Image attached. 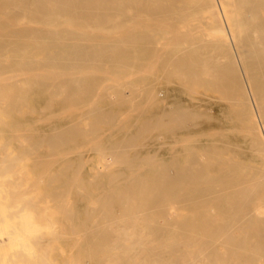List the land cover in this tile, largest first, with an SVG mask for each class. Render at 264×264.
Listing matches in <instances>:
<instances>
[{
    "label": "bare ground",
    "instance_id": "6f19581e",
    "mask_svg": "<svg viewBox=\"0 0 264 264\" xmlns=\"http://www.w3.org/2000/svg\"><path fill=\"white\" fill-rule=\"evenodd\" d=\"M0 264H264V0H0Z\"/></svg>",
    "mask_w": 264,
    "mask_h": 264
},
{
    "label": "rangeland",
    "instance_id": "374dc122",
    "mask_svg": "<svg viewBox=\"0 0 264 264\" xmlns=\"http://www.w3.org/2000/svg\"><path fill=\"white\" fill-rule=\"evenodd\" d=\"M94 155L95 154H89V157H91V159H89L88 164L91 166H93L94 164L98 163L95 159H94ZM98 166H100L99 168H101V165L98 163ZM242 245H243V241H242Z\"/></svg>",
    "mask_w": 264,
    "mask_h": 264
}]
</instances>
